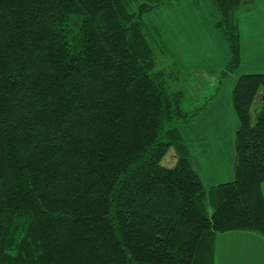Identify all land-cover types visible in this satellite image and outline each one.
Instances as JSON below:
<instances>
[{
  "label": "trees",
  "instance_id": "16d2710c",
  "mask_svg": "<svg viewBox=\"0 0 264 264\" xmlns=\"http://www.w3.org/2000/svg\"><path fill=\"white\" fill-rule=\"evenodd\" d=\"M252 1L212 0L222 79ZM164 2L0 0V264H215L218 233L264 235V73L233 88L234 179L205 186L181 126L208 105L171 84L148 19Z\"/></svg>",
  "mask_w": 264,
  "mask_h": 264
},
{
  "label": "crops",
  "instance_id": "0c3cea01",
  "mask_svg": "<svg viewBox=\"0 0 264 264\" xmlns=\"http://www.w3.org/2000/svg\"><path fill=\"white\" fill-rule=\"evenodd\" d=\"M180 3L184 5L178 15H173L171 25V37L167 39L159 21H154L153 17L148 16L149 21L156 26L159 36L166 53L171 57V64L179 68L183 75H189L199 63L206 64V77L211 76L209 71L218 74L225 68L230 56L229 44L222 30L217 26L218 12L212 0H205L206 12L201 8L202 0H171L168 4ZM263 3L264 0H253L252 4ZM165 4V5H168ZM192 7H191V5ZM164 7V5H162ZM151 12H150V14ZM206 19V20H205ZM206 24V29L204 28ZM192 26V28H191ZM239 26L242 39V62L239 69L221 81V95L213 99L212 104L204 111L205 114L197 116L192 122L181 126V132L187 143L194 164L200 173L203 182L208 178H218L227 172L224 163H216L223 152L215 146L214 150L209 151V146L199 150L194 149L191 139V132L196 129L198 121L200 125H206L202 128L203 132L208 129V124H213V129L218 134L226 132L228 120L235 125V112L232 99L233 88L239 76L247 72H256L259 66H252L254 61L264 58V54H258L255 48L244 40L243 29L239 16ZM206 60V61H205ZM255 64V63H254ZM216 82L217 79L214 78ZM230 92V96L222 98L223 91ZM226 117L229 118L226 120ZM206 122V123H205ZM194 123V124H193ZM195 126V129L193 128ZM211 127V128H212ZM223 162V160H221ZM213 166V171L210 167ZM206 170V172H205ZM234 170V169H233ZM205 184V183H204ZM215 184V183H206ZM208 187V186H207ZM264 264V235L250 230H231L217 234L215 249V264Z\"/></svg>",
  "mask_w": 264,
  "mask_h": 264
},
{
  "label": "rangeland",
  "instance_id": "374dc122",
  "mask_svg": "<svg viewBox=\"0 0 264 264\" xmlns=\"http://www.w3.org/2000/svg\"><path fill=\"white\" fill-rule=\"evenodd\" d=\"M139 2H155L156 0H138ZM171 0H165L163 3L164 7L162 5L155 7L151 12L152 16L149 15L150 18L153 17L154 21H159V26L162 28L164 35H166L167 39L170 40L171 37V25L173 20V15H178L179 12L182 11V9H185L184 5H181L179 2L173 4H168ZM168 4V5H165ZM191 5V4H190ZM192 7V5H191ZM201 8H204V11L206 12V5L205 0H202ZM241 20V25L243 29L244 34V40L248 44V40L250 42V45L255 48L258 54L263 53L264 54V5L263 3H256L252 5H244L240 11L239 15ZM206 20V19H205ZM192 28V26H191ZM206 29V24L205 27ZM223 32V31H221ZM226 37V36H225ZM227 40V38H226ZM228 43V41H227ZM158 53V51H157ZM159 55V53H158ZM206 61V60H205ZM255 63V64H254ZM252 66H256L259 64L257 68H255L256 72H262L264 73V58L259 61H254ZM169 61L166 59V55H162L159 57L157 68L158 69H164L169 71L168 69H171L168 67ZM210 72L208 73L210 78L206 77V64L199 63L196 65V67L188 72L189 75H183L180 73L179 76H182L176 81H171V84L174 89L182 88L185 90L187 94V100L186 105L189 109H195L198 107H201L203 105H208V107L212 104L213 96L217 93L218 86L220 85L221 81H225V79L220 78V72L218 74H214L210 70H207ZM174 74H178L177 72L170 71ZM252 73V72H247ZM215 79H217V84L214 85L216 82ZM222 98L225 99L226 96H230V92H226L224 90ZM261 93V92H260ZM260 93L256 97V100L253 105V114L254 117H256L257 112L260 109L261 106V97ZM217 98L219 95H221L218 92ZM206 109H203L199 116H202L205 114ZM235 112L234 118H235V125L231 124L228 120V125L226 127V132H223V134H218L213 129V124H208L206 130L202 131V128H205L206 125H200L197 122V127L195 129V126L193 127L195 130L190 131L191 132V139L192 143L194 145L195 150H199V148L202 146V149L206 148V146H209V151L214 150L215 146L219 147L218 150L222 151L224 156H221L218 159L223 160H217L216 163H224V166L229 172V174H223L219 176L218 178H208L206 180L205 178V186H211L214 184H206V183H221L225 181H231L235 177V159H236V149H235V137L237 129L240 126V121L238 118V115L236 113V110L233 109ZM205 111V112H204ZM229 119L226 117V120ZM206 123V122H205ZM194 124V123H193ZM212 127V128H211ZM176 160V156L174 153V149H170L166 157L164 158L163 162L165 165L173 166L174 161ZM213 166L210 167V169L213 171ZM234 169V170H233ZM206 172V170H205ZM263 187V193H264V183L262 185ZM212 210V207H210V211ZM219 264V261H218Z\"/></svg>",
  "mask_w": 264,
  "mask_h": 264
}]
</instances>
